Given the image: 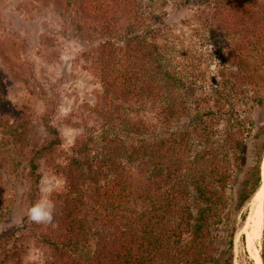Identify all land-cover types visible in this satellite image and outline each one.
Listing matches in <instances>:
<instances>
[{"label": "trees", "instance_id": "1", "mask_svg": "<svg viewBox=\"0 0 264 264\" xmlns=\"http://www.w3.org/2000/svg\"><path fill=\"white\" fill-rule=\"evenodd\" d=\"M52 2L78 17L97 16L91 60L105 102L94 112L109 130L97 140L91 133L78 137L67 163L58 165L66 190L57 196L53 222L34 225L50 251L47 264H233L234 238L262 180L264 125L254 129L250 116L264 102V6L215 0L210 16L195 13L200 24L192 31L205 30L220 59V89L212 87L205 99L181 94L183 73L195 65L181 59L173 65L174 53L166 55L173 36L164 13H147L143 0ZM192 99L208 107L190 114ZM129 103L156 105L155 128L186 124L146 138L153 125L126 113ZM53 115L22 117L14 132V148L25 162L23 223L33 224L27 210L39 199L40 162L53 160L63 142ZM116 128L137 138L125 141ZM261 240L264 264V206ZM13 249L0 264L15 258L20 264Z\"/></svg>", "mask_w": 264, "mask_h": 264}, {"label": "rangeland", "instance_id": "2", "mask_svg": "<svg viewBox=\"0 0 264 264\" xmlns=\"http://www.w3.org/2000/svg\"><path fill=\"white\" fill-rule=\"evenodd\" d=\"M214 1L143 0L147 13L152 9L155 14H165L163 21L173 36V39L166 38L165 53L168 57L174 53L173 65L178 59L182 63L194 62L195 68L187 70L189 76L183 73L186 85L181 92L194 98L211 99L212 87L220 89L217 74L220 59L215 56L216 51L212 52V42L205 30L199 28L196 35L192 31L200 24L194 20L195 13L203 19L210 16ZM257 2L264 6V0ZM96 20L97 16L89 13L78 17L72 8L65 4L57 6L52 0H0V262L11 248L19 253L20 264H47L51 260L50 251L40 243L42 234L34 227L40 224L23 223L27 206L25 162L21 151L13 145L21 118L36 117L48 110L54 112L52 122L63 142L53 160L40 162L38 200L51 199L55 205L57 196L67 187L58 165L67 163L75 140L85 133H91L92 139L97 140L109 130L100 127L102 122L94 112L97 102H105L102 83L91 60V52L98 43L94 31L98 29ZM190 101V114L195 109L208 107L201 103L197 107L193 99ZM123 108L130 116L139 114L151 121L153 132L145 134L146 138L152 134L165 136L186 124L183 119L172 123L171 128L165 125L155 128L156 105L140 107L129 103ZM250 117L254 129L264 125V102L251 111ZM114 133L125 141L137 138L123 128L114 129ZM248 142L251 149L253 141ZM122 161L126 163L127 158ZM19 162L21 166L13 173V165ZM261 169L264 174V156ZM263 206L264 192L262 213ZM251 208L252 202L249 212ZM246 222L234 238L233 264H255L252 258L255 250L260 257L262 232L255 244L247 243L245 234L250 225ZM9 264H16V258ZM259 264H262L261 257Z\"/></svg>", "mask_w": 264, "mask_h": 264}, {"label": "bare ground", "instance_id": "3", "mask_svg": "<svg viewBox=\"0 0 264 264\" xmlns=\"http://www.w3.org/2000/svg\"><path fill=\"white\" fill-rule=\"evenodd\" d=\"M263 192H264V174L262 173V180L260 183V187L251 200L252 208L247 217L248 220H246L247 221L246 224L250 225V228L248 232H246L245 234V240L247 243L250 244H255L257 241H259L261 237L262 226H263V213H262ZM253 253L254 256L252 258L254 260V263L259 264L260 257L258 252L255 250Z\"/></svg>", "mask_w": 264, "mask_h": 264}, {"label": "clouds", "instance_id": "4", "mask_svg": "<svg viewBox=\"0 0 264 264\" xmlns=\"http://www.w3.org/2000/svg\"><path fill=\"white\" fill-rule=\"evenodd\" d=\"M55 204L51 199H40L27 210L29 220L37 224H51L54 219Z\"/></svg>", "mask_w": 264, "mask_h": 264}]
</instances>
